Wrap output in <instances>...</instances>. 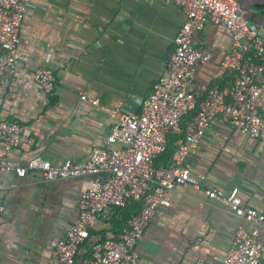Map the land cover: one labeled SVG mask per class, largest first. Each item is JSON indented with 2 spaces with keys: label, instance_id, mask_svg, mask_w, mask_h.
<instances>
[{
  "label": "crops",
  "instance_id": "0c3cea01",
  "mask_svg": "<svg viewBox=\"0 0 264 264\" xmlns=\"http://www.w3.org/2000/svg\"><path fill=\"white\" fill-rule=\"evenodd\" d=\"M251 14L264 36V16ZM183 21L173 0H30L15 66L0 78V122H17L35 144L11 150L5 159L25 166L41 156L53 164L72 160L82 165L95 147L118 148L106 143L113 124L109 109L121 105L127 112H139L165 72ZM229 44L230 33L219 25L209 23L193 34L192 46L210 54V61L192 76L198 100L211 85L227 83L220 61ZM45 69L55 78L50 95L33 81ZM174 136L171 149L180 138ZM186 161L203 178L202 189L181 185L164 192L167 205L157 208L147 226L135 264H215L231 247L238 227L254 228L209 199L205 189L228 193L238 187L244 204L264 213L263 142L215 120ZM92 178L42 182L31 173L19 178L0 171V264H50L56 242L74 223L77 200ZM114 218L108 212L94 224L76 264L93 243L114 235ZM257 231L263 245L264 228Z\"/></svg>",
  "mask_w": 264,
  "mask_h": 264
},
{
  "label": "built area",
  "instance_id": "2783aa9c",
  "mask_svg": "<svg viewBox=\"0 0 264 264\" xmlns=\"http://www.w3.org/2000/svg\"><path fill=\"white\" fill-rule=\"evenodd\" d=\"M30 0H0V78L15 66V49L26 6ZM184 21L173 39L165 72L151 87L139 112L121 105L108 111L113 120L106 143L118 148L95 147L88 160L61 164L37 156L25 166L5 159L18 148H31L34 137L21 131L15 121L0 122V171H12L23 178L28 173L42 182L92 176L76 203V219L56 242L50 264H76V255L90 230L107 213L136 203L131 215L115 236L99 240L79 264H135L137 246L159 206L167 205L163 194L177 186L202 189V177L195 176L187 157L198 149L209 125L218 120L250 140L264 143V36L233 0H173ZM219 25L230 33L229 50L220 61L227 83L213 84L198 100L192 91L196 68L210 61V54L192 46V36L207 24ZM44 94L53 92L55 78L45 69L33 75ZM85 100V96H81ZM95 105L96 99H88ZM194 116L182 121L188 114ZM180 135L167 165L154 160L166 149L167 137ZM205 195L225 205L236 217L254 225L238 227L231 247L215 264H264V244L258 243V227L264 228V213L244 204L238 187L228 193L205 189ZM3 207L0 206V212Z\"/></svg>",
  "mask_w": 264,
  "mask_h": 264
},
{
  "label": "trees",
  "instance_id": "16d2710c",
  "mask_svg": "<svg viewBox=\"0 0 264 264\" xmlns=\"http://www.w3.org/2000/svg\"><path fill=\"white\" fill-rule=\"evenodd\" d=\"M251 11L253 13H258V14L264 16V5H254V6L251 7ZM250 21L253 23L252 18H250ZM193 116H194V113H190V114H188L185 117L186 119L184 118L182 121L184 122L185 120H189ZM173 137H175V136L174 135H170V136L167 137V142H166L167 144H166L165 151L161 155H159L158 157L155 158L154 164H155L156 167L165 166L170 161V159L172 157V154H173V152L175 150V147H176V146H174L172 149L170 148L169 140H170V138H173ZM138 209H139V207H138V205L136 203L129 202V203L126 204V206L124 208L117 209V210L113 211L112 214L115 215L114 222H113V227H114V235L113 236H115L118 233V231L122 228V226L125 225L127 219L131 215H133V214L138 212ZM79 249H78V251H79ZM88 253H89V251L86 252L85 255L84 254L81 255V257L78 258L79 262L82 259H84L88 255ZM76 258H77V255H76Z\"/></svg>",
  "mask_w": 264,
  "mask_h": 264
},
{
  "label": "water",
  "instance_id": "95a60500",
  "mask_svg": "<svg viewBox=\"0 0 264 264\" xmlns=\"http://www.w3.org/2000/svg\"><path fill=\"white\" fill-rule=\"evenodd\" d=\"M239 6L242 12L246 14V16L250 19L251 14V7L254 5H264V0H233Z\"/></svg>",
  "mask_w": 264,
  "mask_h": 264
}]
</instances>
